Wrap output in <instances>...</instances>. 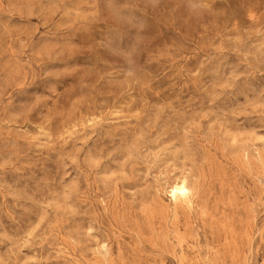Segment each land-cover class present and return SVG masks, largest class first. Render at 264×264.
I'll return each mask as SVG.
<instances>
[{
    "label": "rangeland",
    "instance_id": "obj_1",
    "mask_svg": "<svg viewBox=\"0 0 264 264\" xmlns=\"http://www.w3.org/2000/svg\"><path fill=\"white\" fill-rule=\"evenodd\" d=\"M0 264H264V0H0Z\"/></svg>",
    "mask_w": 264,
    "mask_h": 264
},
{
    "label": "bare ground",
    "instance_id": "obj_2",
    "mask_svg": "<svg viewBox=\"0 0 264 264\" xmlns=\"http://www.w3.org/2000/svg\"><path fill=\"white\" fill-rule=\"evenodd\" d=\"M188 192V189L183 183H175L172 187V198L176 202L179 200L188 201Z\"/></svg>",
    "mask_w": 264,
    "mask_h": 264
}]
</instances>
